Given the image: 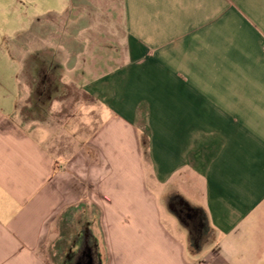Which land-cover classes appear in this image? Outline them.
I'll return each mask as SVG.
<instances>
[{
  "label": "crops",
  "instance_id": "crops-1",
  "mask_svg": "<svg viewBox=\"0 0 264 264\" xmlns=\"http://www.w3.org/2000/svg\"><path fill=\"white\" fill-rule=\"evenodd\" d=\"M29 56L85 100L21 120ZM93 209L70 264H264V0H0V264Z\"/></svg>",
  "mask_w": 264,
  "mask_h": 264
},
{
  "label": "rangeland",
  "instance_id": "rangeland-1",
  "mask_svg": "<svg viewBox=\"0 0 264 264\" xmlns=\"http://www.w3.org/2000/svg\"><path fill=\"white\" fill-rule=\"evenodd\" d=\"M18 48L19 50L22 48L27 50L28 46L23 41L19 42ZM26 60V68L22 74V86L25 91L18 110V116L21 120L33 121L43 118L51 110L52 101L56 97L61 98L65 95H76L79 97V101L85 100L86 93L82 89L75 90V88L73 89L61 84L62 79H68L67 76H65L67 72L64 69L56 68L51 71L41 70L39 72L36 69L38 64L35 59L29 56V58L26 57ZM44 78H46V81ZM44 82H46L47 85L46 87H42L41 90L39 86ZM28 85L30 89L28 88ZM28 89L29 91L27 92ZM183 208L189 213L187 208ZM90 212L91 211L89 210L86 214L83 210H78L74 213L72 218L62 221V225H65L66 228L62 240L60 243H57V246L51 244L44 249L50 264H60L63 260L65 262H63V264H70L71 259H69L70 257L68 256V253L71 249L69 242L72 238L71 233L82 230L81 228L87 222L92 224V226H98L99 215L97 214V211L93 209V214ZM65 256L68 257L67 261Z\"/></svg>",
  "mask_w": 264,
  "mask_h": 264
},
{
  "label": "flooded vegetation",
  "instance_id": "flooded-vegetation-1",
  "mask_svg": "<svg viewBox=\"0 0 264 264\" xmlns=\"http://www.w3.org/2000/svg\"><path fill=\"white\" fill-rule=\"evenodd\" d=\"M178 210L181 212V214L183 215V216H185V217H187L188 215H189V213H187L186 211H185V209L182 207V206H179L178 207Z\"/></svg>",
  "mask_w": 264,
  "mask_h": 264
}]
</instances>
